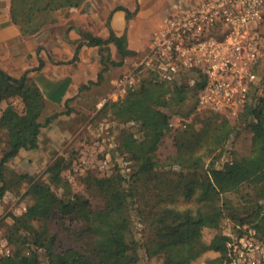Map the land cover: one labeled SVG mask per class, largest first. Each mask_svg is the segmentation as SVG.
Masks as SVG:
<instances>
[{
	"label": "trees",
	"instance_id": "trees-1",
	"mask_svg": "<svg viewBox=\"0 0 264 264\" xmlns=\"http://www.w3.org/2000/svg\"><path fill=\"white\" fill-rule=\"evenodd\" d=\"M83 1L11 0V8L22 4L26 15H11V19L22 34L31 35L48 23L47 16L52 12L78 7ZM83 36L89 45L99 47L102 69L96 81L89 82L97 85L108 67L120 66L129 52L123 36L111 33L106 40L90 33ZM110 42L115 45L119 61L110 57ZM31 80L27 73L13 78L0 69V144H4L0 198L9 184L3 175L6 163L21 150L37 149L41 127L59 115L54 113L39 121L46 102ZM202 85H168L147 78L122 99L103 105L101 114L109 113L119 123L127 124L120 131L117 150L130 162L132 172L127 177L115 169L109 175L87 174L82 178L85 188L98 200L95 205L72 192L62 175L68 167L63 157H56L46 167L45 179L17 175V179L27 181L25 195L32 202L20 215H11V223L5 225L4 239L10 254L1 257L0 264H139V252L148 259L159 257L161 264H192L207 252L225 259L227 244L248 229L264 243V165L237 183L230 162L220 161L227 143L242 125L252 133L251 151L239 160L250 161L257 136L264 140V76L260 75L234 122L225 114L197 113L201 126L196 129L192 122L186 124L173 139L175 153L162 162L155 159L170 130V116L164 109L182 104L189 94L195 99V111ZM13 99L21 102L20 111ZM163 209L168 210L166 215L160 213ZM53 214L71 217L79 224L77 230L69 229L77 247L54 248L56 236L50 230ZM132 216L144 228L140 239ZM223 220L232 224L233 236L219 232ZM212 230L217 233L204 242V233ZM207 263L224 261L213 259Z\"/></svg>",
	"mask_w": 264,
	"mask_h": 264
},
{
	"label": "rangeland",
	"instance_id": "rangeland-1",
	"mask_svg": "<svg viewBox=\"0 0 264 264\" xmlns=\"http://www.w3.org/2000/svg\"><path fill=\"white\" fill-rule=\"evenodd\" d=\"M66 15L67 10L52 12L47 16L48 23L46 24H49L52 19H54V22H58L59 19L63 20ZM162 24L163 21L156 30L162 27ZM140 57L136 55L132 57L133 61L128 60L125 62L124 64L127 63L128 66L127 70H130L134 62ZM258 67L260 71L264 70V60L259 63ZM126 71L118 68L110 69L100 83L97 85L91 83L84 85L85 88L69 99L62 109L45 107L39 119L40 122H43L46 117L54 113H59V115L51 120L49 124L41 127L40 132H38L40 135L38 148L28 151L21 150L16 157L5 165L3 175L5 181L9 184L7 185V192L0 198V241L5 240V225L11 223L10 216L20 215L32 202L25 195L28 187L27 181L17 179V175H28L34 179H45L46 167L56 157H63L68 163V167L62 172V175L70 183L72 192L89 198L92 204L95 205L97 204V199L95 198V200L92 192L85 188L82 178L87 174L96 176L109 175L115 169L127 177L131 174L132 167L130 162L117 150L120 131L127 128V124L119 123L109 113H100L105 103L117 102L125 96V94L117 91L115 83ZM147 78H149V75L146 71L136 75L139 85ZM254 89L255 84L250 88L249 92ZM249 96L250 93L248 100ZM194 102V97H189L188 94L187 99L182 104L171 109H164L170 116L169 122L172 126L169 127V132L156 152L155 159L157 162H162L165 157L175 153L173 139L178 130H182L186 124L191 122L196 129L201 126L197 113H213L207 110H198L196 104L194 111L192 108ZM12 103L17 110L20 111L22 109V104L18 99H13ZM2 107H4V103ZM238 112L239 110L235 115L225 114V116L229 121L234 122ZM219 114L224 115V113ZM251 135L250 129L246 126L242 125L237 128L236 134L225 147L226 152L221 156L220 161L230 162L237 183L242 182L264 165V140L258 136V143L252 151L251 160H239L240 156L247 155L251 151ZM3 149L4 144L1 143L0 158ZM167 212V209L160 211L162 215H166ZM132 219L136 237L140 239L144 228L134 216H132ZM78 226L79 224L72 220L71 217L62 218L57 214H53L50 230L56 236L54 248L60 250L77 247L78 244L69 229L77 230ZM233 230V226L229 221L223 220L221 222L219 232L233 236L235 234ZM215 233L217 231H206L203 235V241L208 242ZM139 253L141 257L139 264H161L159 257L148 259L144 253ZM213 259L225 260L218 253L207 252L192 264H208L207 261Z\"/></svg>",
	"mask_w": 264,
	"mask_h": 264
},
{
	"label": "built area",
	"instance_id": "built-area-1",
	"mask_svg": "<svg viewBox=\"0 0 264 264\" xmlns=\"http://www.w3.org/2000/svg\"><path fill=\"white\" fill-rule=\"evenodd\" d=\"M263 33L264 0H202L177 9L150 36L147 51L116 81V89L126 95L139 86L136 75L146 71L153 83L203 84L198 110L235 115L264 76L258 67ZM9 254L0 241V258ZM224 264H264V243L254 230L227 244Z\"/></svg>",
	"mask_w": 264,
	"mask_h": 264
},
{
	"label": "crops",
	"instance_id": "crops-1",
	"mask_svg": "<svg viewBox=\"0 0 264 264\" xmlns=\"http://www.w3.org/2000/svg\"><path fill=\"white\" fill-rule=\"evenodd\" d=\"M202 0H84L67 10L63 20L42 26L36 33L24 35L15 18H26L19 3L0 0V69L13 78L25 73L43 95L46 107L62 109L81 87L95 82L102 69L98 46L89 45L84 33L106 40L111 33L125 38L129 52L120 66L127 70L128 60L143 56L148 40L170 14ZM110 57L119 61L113 43H108ZM136 62V61H135ZM102 78V79H103ZM102 81V80H101ZM40 135L38 136L39 143Z\"/></svg>",
	"mask_w": 264,
	"mask_h": 264
}]
</instances>
